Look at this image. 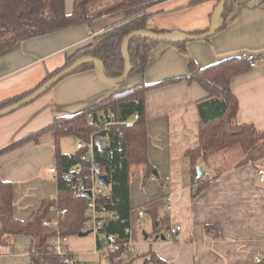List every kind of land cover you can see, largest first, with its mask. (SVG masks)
I'll return each instance as SVG.
<instances>
[{
	"label": "crops",
	"instance_id": "1",
	"mask_svg": "<svg viewBox=\"0 0 264 264\" xmlns=\"http://www.w3.org/2000/svg\"><path fill=\"white\" fill-rule=\"evenodd\" d=\"M73 3L74 0H65L66 13L72 12ZM216 3L153 0L147 10V24L154 32L202 33L209 27ZM111 6L94 7L90 14L98 15L86 23L19 40L1 52L0 102L33 90L63 67L66 56L75 49L121 23L125 11H106ZM184 49L182 52L172 44L158 43L143 72L117 84L101 82L94 69L64 77L33 101L0 117V151L44 128L54 117L82 110L111 93L141 82L188 75L189 58L198 67L231 56L257 58L255 66L231 79L230 88L238 102L236 121L252 123L264 131V57H260L264 54V0H233L224 25L208 38L186 41ZM205 96L197 82L185 80L146 93L147 156L157 173L153 176L159 181L152 176L144 180L141 173L131 176L129 238L134 244V257H125L130 264H143L141 255L150 250L170 264H264L254 260L256 256L264 259V182L256 176V168H264V155L238 164L242 157L233 148L222 150L212 155L207 165L201 164L206 183L201 189L192 176V162L185 152L198 145L196 104ZM64 137L72 140L63 141ZM73 140L76 146L73 137L58 138L48 132L37 141L0 154V178L11 183L15 218L26 219L44 200L57 195V176L49 169L57 168L58 149L64 153L75 151V146L69 148ZM139 209L145 211L143 218L137 217ZM150 209H157L158 218L164 213L169 217V226L159 234L154 232ZM56 218L50 211L47 219ZM176 224L181 229L169 239L168 229ZM207 225L211 227L209 232L205 231ZM30 243L27 235H3L0 263L32 264Z\"/></svg>",
	"mask_w": 264,
	"mask_h": 264
},
{
	"label": "trees",
	"instance_id": "2",
	"mask_svg": "<svg viewBox=\"0 0 264 264\" xmlns=\"http://www.w3.org/2000/svg\"><path fill=\"white\" fill-rule=\"evenodd\" d=\"M153 0H74L71 13L65 12V0H0V53L11 48L17 41L60 31L71 26L86 23L98 14L90 12L100 5L116 4L106 11L123 9L125 19L107 28L93 37L88 44L78 47L66 56L63 67L53 71L51 75L70 65L78 57L94 56L101 61L102 72L106 77L114 78L122 74L124 59L121 54L123 38L134 30L150 31L147 20L148 8ZM218 2L219 0H215ZM233 0H227L219 15V27L224 21ZM221 22V23H220ZM162 32V31H158ZM198 33V32H192ZM186 41L165 42L185 52ZM159 41L133 37L127 45L131 69L126 79L142 73L146 67L150 52ZM260 57H264V54ZM257 60V58H255ZM189 74L167 78L153 83L141 82L127 89L109 94L107 97L69 115L56 116L50 124L37 130L25 138L11 144L0 151V154L29 141H37L45 133L53 132L60 138L71 136L84 142V146L74 152H56L58 192L53 198L46 199L40 207L26 219H17L13 215L12 186L9 181L0 178V242L5 234L27 235L30 237L29 253L32 264H68L60 256L51 252V240L56 234L67 236L78 235L85 219L88 197L79 191V185H90L89 167L96 164V176L105 175L109 180L108 188L95 196L97 203L102 204L112 213L99 232L114 234L120 244L129 239L131 207L129 201V182L132 174L141 173L146 180L153 176L154 167L147 156L146 129V93L164 85L182 80L197 82L206 92L196 106L198 112V145L186 150L185 155L191 160V173L196 178V166L207 165L215 153L233 148L242 157L240 163L256 161L264 155V131L257 129L252 123H239L235 119L238 102L230 88L231 79L248 71L250 61L245 56H231L216 61L205 67H198L188 59ZM94 69L93 62H84L72 73ZM71 73V74H72ZM32 90L0 102V108L9 105ZM114 117L110 118L109 114ZM138 117L133 119L132 116ZM111 123L105 126L104 120ZM132 120L131 123L126 121ZM103 137L101 144H93L92 160H82V155L89 152L88 143L91 138ZM75 165L83 166L82 173L71 179L61 176L63 171ZM258 168V167H257ZM220 172L218 171L217 174ZM198 189L206 183L202 176L196 180ZM77 191L78 194H74ZM58 210L66 208V213L58 214L56 223L51 226L43 224L50 208ZM154 232L169 226L166 213L158 218L157 209H150ZM205 226V231H210ZM110 255V260L118 254ZM143 264H170L154 251L141 255ZM74 264H86L77 259ZM109 264H115L113 262ZM118 264H130V261Z\"/></svg>",
	"mask_w": 264,
	"mask_h": 264
},
{
	"label": "built area",
	"instance_id": "3",
	"mask_svg": "<svg viewBox=\"0 0 264 264\" xmlns=\"http://www.w3.org/2000/svg\"><path fill=\"white\" fill-rule=\"evenodd\" d=\"M250 61V66L253 67L256 65V59L253 56H245ZM110 118L114 117V114H109ZM138 115L134 114L132 116L133 119L137 118ZM132 120L126 121V123H131ZM111 123L110 120H104L105 126L107 124ZM103 139L101 136L98 139L91 138L88 143L89 152L87 154L82 155V160L84 161H91L92 160V149L93 144L96 143V141H100ZM84 146V142L81 140L76 141V149H80ZM90 169V185L85 186L84 184H80L78 190L82 191L85 195L87 191H90L91 195L88 197L87 202V209L85 211V219L81 225L82 231H90V233L94 236V250L93 253H96L99 255V259L101 260L102 264H109L111 262L118 264L120 262H125V257L131 254L134 251V244L130 240V238L123 242V244H120L117 241V238L114 234L111 233H104L99 232V228H101L105 222V220L108 217L112 216V213L107 210L102 204L97 203L95 200V196L99 193H102L105 189L103 185L98 183L97 176L94 173V164L89 167ZM50 172L55 173L56 176H58L57 170L55 167H51L49 169ZM83 166L81 165H75L70 167L68 170L63 171L61 173L62 178L64 179H71L78 175L79 173H82ZM205 177H209L207 173L203 174ZM256 176L259 179L260 182H264V168L258 167L256 168ZM152 179L154 181H159L157 177L152 176ZM163 189H167L166 184L161 183ZM74 194H78L77 191L74 192ZM167 199H166V208L169 210V198L170 194L167 193ZM50 211H54L55 214L58 216V214H64L66 213V208H62L60 210L51 207ZM145 216V211L143 209H139L137 211V217L143 218ZM56 223L55 221H50L49 219H44L43 224L46 226H51ZM181 229L180 225H172L168 229L167 236L169 239H172L178 231ZM69 236L63 235V234H56V236L51 240V246L50 250L52 253H54L57 256H60L62 260L65 263L68 264H74L77 261V252H74L68 245ZM116 252H119L113 257V261L110 260V255L114 254ZM256 263H264V259H262L259 256H256L254 258Z\"/></svg>",
	"mask_w": 264,
	"mask_h": 264
},
{
	"label": "water",
	"instance_id": "4",
	"mask_svg": "<svg viewBox=\"0 0 264 264\" xmlns=\"http://www.w3.org/2000/svg\"><path fill=\"white\" fill-rule=\"evenodd\" d=\"M226 1L227 0H219L216 3L214 10L211 14L209 27L205 32H202V33L193 34V33H187V32H182L178 30L169 31V32L134 30L128 33L121 42V54L124 59V68L120 76L114 77V78L106 77L102 72L100 59L94 56H91V55L80 56L75 61H73L70 65L63 68L61 71L51 75L46 81H44L39 86L34 88L30 93L26 94L19 100L0 108V117L6 114H9L15 111L16 109L20 108L21 106L26 105L27 103L33 101L34 99H36L37 97L45 93L49 88H51L54 84L59 82L61 79L70 75L76 68H78L84 62L90 61L94 63V70H95L96 76L101 82L107 83V84H117V83L123 82L129 75L130 69H131L130 57L127 51V45H128V42L133 37L140 36L143 38H148V39L159 41V42H177V41H188V40L208 38L209 36L213 35L219 27V23H218L219 15ZM96 144L99 146L101 142L98 140L96 141ZM94 170L96 173H98V168L96 164H94ZM196 172H197L196 179H199L202 176V165L201 164L196 166ZM153 174L156 175L157 174L156 171H154ZM97 181L98 183L103 185L105 189L108 188L109 180L107 176L98 175ZM86 194L89 197L91 195L90 191H87ZM89 233L90 231H81L78 233V236H86ZM161 238L164 239V236L161 235Z\"/></svg>",
	"mask_w": 264,
	"mask_h": 264
},
{
	"label": "rangeland",
	"instance_id": "5",
	"mask_svg": "<svg viewBox=\"0 0 264 264\" xmlns=\"http://www.w3.org/2000/svg\"><path fill=\"white\" fill-rule=\"evenodd\" d=\"M109 4V5H113ZM116 4H114L115 6ZM63 141L67 140L70 142L72 139L69 137H64ZM75 141L73 140V145L69 144V148H74ZM94 236L92 233H89L86 236H78L72 235L69 237L68 243L69 247L74 251L77 252V257L79 260L85 262L86 264H102L101 260L99 259V255L93 253L94 250ZM134 257V255L129 256V260Z\"/></svg>",
	"mask_w": 264,
	"mask_h": 264
}]
</instances>
